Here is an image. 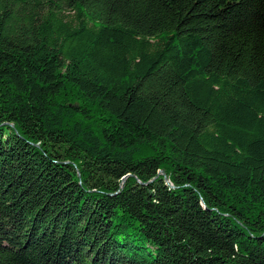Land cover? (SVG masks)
<instances>
[{
  "label": "trees",
  "instance_id": "obj_1",
  "mask_svg": "<svg viewBox=\"0 0 264 264\" xmlns=\"http://www.w3.org/2000/svg\"><path fill=\"white\" fill-rule=\"evenodd\" d=\"M0 264H264V0H0Z\"/></svg>",
  "mask_w": 264,
  "mask_h": 264
}]
</instances>
